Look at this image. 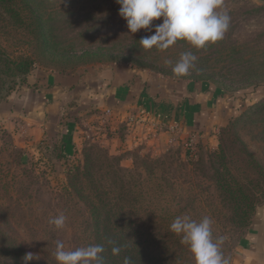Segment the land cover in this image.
I'll return each instance as SVG.
<instances>
[{"label":"rangeland","instance_id":"rangeland-1","mask_svg":"<svg viewBox=\"0 0 264 264\" xmlns=\"http://www.w3.org/2000/svg\"><path fill=\"white\" fill-rule=\"evenodd\" d=\"M25 1L40 19L43 36L34 37L18 28L17 18L11 17L0 4V46L12 58L32 59L36 70L29 78L31 82L33 77L49 71L66 74L97 67L128 66L169 80L215 87L231 111L228 123L218 133L220 143L229 147L228 160L231 153L248 154L264 172V0H225L231 21L223 40L202 50L180 41L164 52L144 50L139 45L141 37L154 31L128 34L115 0ZM18 7L25 10L20 0ZM25 11L27 20L29 13L26 11V17ZM159 23L162 20L153 22ZM185 51L197 56L196 67L188 75L176 77L165 61L174 64ZM27 87L31 86L14 87L8 93L9 98ZM109 110L118 114L116 109ZM102 111L97 119L106 130L104 139L111 137L112 120ZM16 136L14 126L7 127L0 121V240L4 243L9 241L7 237L12 238L26 252L36 254L45 263L56 264L57 240L64 242L66 250L91 244L92 219L69 186L65 168L58 166L51 173L36 170L33 164L41 157V144L31 154L21 147ZM46 141L54 142L55 137L43 140ZM90 143L89 154H93L97 166L103 169L109 166L113 180L116 175L128 186L157 185L176 197L187 215L229 223L230 215L219 201L209 165L221 148L216 146L214 152L198 148L191 158L183 143L162 152L147 150L118 155L110 153L100 142ZM258 197L259 208L264 206V192ZM61 213L67 217L66 224L56 230L48 221ZM244 230H238L232 238L229 232L224 239L233 249L232 254H227L231 257L229 264H235L240 240L246 237H241Z\"/></svg>","mask_w":264,"mask_h":264},{"label":"trees","instance_id":"trees-1","mask_svg":"<svg viewBox=\"0 0 264 264\" xmlns=\"http://www.w3.org/2000/svg\"><path fill=\"white\" fill-rule=\"evenodd\" d=\"M20 2L29 17L25 10L18 7V0H0L1 6L11 17L17 18L18 28L34 37L43 36L40 19L25 0ZM24 11L28 21L23 15ZM35 70L32 59L12 58L0 46V104L8 101V93L14 87L31 86L29 78ZM130 111L126 110V113ZM92 113L89 112L87 116ZM82 144L80 149H75L65 147L58 138L54 142H43L39 149L41 157L33 166L36 170H47L48 173L55 172L58 166L65 168L64 176L69 186L90 213L93 224L91 244L104 245L101 264H124L125 258L129 264H195L188 248L180 243V237L170 231V224L175 217L187 215L177 198L157 185L128 186L116 175L113 180L114 174L108 170L109 166L104 169L97 166L93 154H89L91 143L86 135ZM198 148L214 152L207 147ZM217 148H221V153L216 154L209 165L219 201L228 211L230 219L229 223L213 220V237L225 239L231 232L228 236L232 238L238 230L244 229L241 237H245L258 208V195L264 192V172L248 154L241 156L231 153L228 160L229 147H224L219 139ZM67 149L70 150L67 152ZM192 218L199 221L198 218ZM7 239L9 241L4 243L0 240V264H23L22 258L28 252L12 238ZM109 240L121 247L118 256L112 255L113 245L108 243ZM232 250L223 240L221 252L228 264L231 257L228 258L227 254H232ZM29 264L48 263L37 256Z\"/></svg>","mask_w":264,"mask_h":264},{"label":"crops","instance_id":"crops-1","mask_svg":"<svg viewBox=\"0 0 264 264\" xmlns=\"http://www.w3.org/2000/svg\"><path fill=\"white\" fill-rule=\"evenodd\" d=\"M29 83L30 88L0 104V121L16 128L18 142L31 154L48 137L80 149L84 135H92L98 125V110L105 107L115 108L122 116L128 109H139L145 118V123L133 126L121 118L112 120L111 137L99 142L114 155L162 152L180 146L192 134L198 147L214 150L231 113L215 87L169 80L128 66L66 74L49 71ZM150 121L178 124L181 130L176 136L165 131L151 136L155 132ZM237 251L235 264H264V206L257 209Z\"/></svg>","mask_w":264,"mask_h":264},{"label":"clouds","instance_id":"clouds-1","mask_svg":"<svg viewBox=\"0 0 264 264\" xmlns=\"http://www.w3.org/2000/svg\"><path fill=\"white\" fill-rule=\"evenodd\" d=\"M119 5V16L126 21L128 34L140 30L153 32L141 37L139 45L144 50L156 49L164 52L177 42L183 41L191 48L202 50L224 39L229 30L231 17L225 8V0H115ZM162 20V23L153 24ZM197 56L192 51L180 54L172 66L173 75L182 77L196 67ZM67 217L61 213L48 223L56 230L65 227ZM213 221L204 216L199 221L189 215L175 217L170 224V231L180 237L194 258L195 264H228L223 257L221 246L224 238L213 237ZM54 257L56 264H101L105 251L103 244H90L74 250H66L63 241L57 240ZM111 253L118 256L121 247L114 241ZM37 256L28 252L24 255L23 264H29ZM124 264H129L125 258Z\"/></svg>","mask_w":264,"mask_h":264},{"label":"built area","instance_id":"built-area-1","mask_svg":"<svg viewBox=\"0 0 264 264\" xmlns=\"http://www.w3.org/2000/svg\"><path fill=\"white\" fill-rule=\"evenodd\" d=\"M135 112V113H134ZM102 113H104V116L110 120H114L116 118H121L123 119V121L125 120V123L133 126V125H141L143 123H145V118L143 117L142 113L140 110H133L130 111L128 113H126L125 116H119L118 114H116L115 112L113 113V111L111 110H104L102 111ZM151 128L153 129V135L150 134L151 136H158L159 133L165 131L168 132L169 134H171L172 136H176L179 132H180V126L178 124H165V123H158L155 121H150L149 122ZM102 123L101 121L98 120V125L96 127V129H94V131L92 132V135H87L86 138L88 141H97L99 142V140L103 139V132H105L106 130H104L102 128ZM105 127V126H103ZM174 141V140H172ZM184 147L188 153V155L193 158L197 152L198 149V144H197V137L196 135H190L188 138L185 139V141L183 142Z\"/></svg>","mask_w":264,"mask_h":264}]
</instances>
